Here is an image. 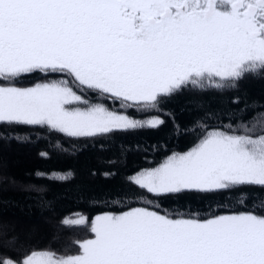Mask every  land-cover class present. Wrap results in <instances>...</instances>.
I'll use <instances>...</instances> for the list:
<instances>
[{"label": "snow or ice", "instance_id": "6c2138e0", "mask_svg": "<svg viewBox=\"0 0 264 264\" xmlns=\"http://www.w3.org/2000/svg\"><path fill=\"white\" fill-rule=\"evenodd\" d=\"M37 72L63 78L16 86ZM262 74L264 0H0V124L74 138L158 129L164 120L133 119L88 94L160 110L187 88H235ZM132 179L155 196L264 188V114L205 129L190 150ZM91 232L78 254L32 251L16 264H264L255 209L201 219L137 207L96 216Z\"/></svg>", "mask_w": 264, "mask_h": 264}, {"label": "trees", "instance_id": "16d2710c", "mask_svg": "<svg viewBox=\"0 0 264 264\" xmlns=\"http://www.w3.org/2000/svg\"><path fill=\"white\" fill-rule=\"evenodd\" d=\"M61 78L37 72L19 79L16 86ZM87 98L133 119L158 117L165 122L158 129L91 138L68 137L47 126L0 124V264H16L35 250L57 254L70 249L72 254L78 239L74 231L87 229L93 217L137 207L174 218L204 219L254 209L264 215L257 208L264 203V188L155 196L132 179L173 153L190 150L205 129L228 130L229 125L237 127L264 114V74L246 75L235 88H187L162 103L160 110H125L119 102L92 93ZM81 216L87 218L83 225L63 223Z\"/></svg>", "mask_w": 264, "mask_h": 264}, {"label": "rangeland", "instance_id": "374dc122", "mask_svg": "<svg viewBox=\"0 0 264 264\" xmlns=\"http://www.w3.org/2000/svg\"><path fill=\"white\" fill-rule=\"evenodd\" d=\"M38 83H44V82H38ZM35 84H37V83H34L30 86H18V87H33V86H35ZM95 217H93L91 219V224H92L93 220L95 219ZM69 220H75V219H69ZM91 224H89V226L86 227L87 229H78V231H74V234H76L75 238H78V239H76L77 245L73 243L71 246V248H73V251L71 252L72 254L68 253L70 251V249H64L61 252H58L57 255L67 256L66 254H70V255L78 254L79 253V243L83 242L84 240L94 238V234L91 232ZM70 226H80V225L70 224ZM56 228H58V227H56ZM78 240H80V241H78ZM46 248H49V247H46ZM41 251H45V250H41Z\"/></svg>", "mask_w": 264, "mask_h": 264}]
</instances>
